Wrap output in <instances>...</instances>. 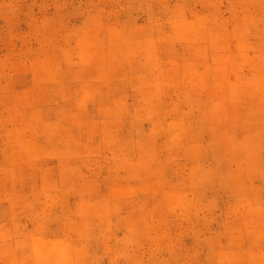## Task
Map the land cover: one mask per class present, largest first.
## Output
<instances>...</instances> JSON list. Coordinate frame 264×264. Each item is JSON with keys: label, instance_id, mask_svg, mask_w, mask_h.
<instances>
[{"label": "clouds", "instance_id": "clouds-1", "mask_svg": "<svg viewBox=\"0 0 264 264\" xmlns=\"http://www.w3.org/2000/svg\"><path fill=\"white\" fill-rule=\"evenodd\" d=\"M0 264H264V0H0Z\"/></svg>", "mask_w": 264, "mask_h": 264}]
</instances>
